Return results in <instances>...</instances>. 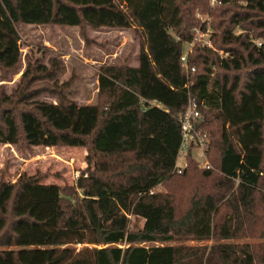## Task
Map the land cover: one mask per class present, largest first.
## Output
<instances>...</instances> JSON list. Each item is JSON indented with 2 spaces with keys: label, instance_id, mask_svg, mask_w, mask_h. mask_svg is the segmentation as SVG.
Listing matches in <instances>:
<instances>
[{
  "label": "trees",
  "instance_id": "trees-1",
  "mask_svg": "<svg viewBox=\"0 0 264 264\" xmlns=\"http://www.w3.org/2000/svg\"><path fill=\"white\" fill-rule=\"evenodd\" d=\"M21 25L134 27L143 47L133 66L100 67L96 104L56 86L55 102L28 92L34 72L54 78L56 60L27 64L24 91L0 103V144L87 149L73 187L41 174L0 180V264H264V0H0V68L9 73ZM196 30H210L211 47L192 46L187 78L180 56ZM188 95L211 168L188 154L177 174ZM195 177L178 214L171 183Z\"/></svg>",
  "mask_w": 264,
  "mask_h": 264
},
{
  "label": "rangeland",
  "instance_id": "rangeland-1",
  "mask_svg": "<svg viewBox=\"0 0 264 264\" xmlns=\"http://www.w3.org/2000/svg\"><path fill=\"white\" fill-rule=\"evenodd\" d=\"M209 20V17H207ZM20 62L14 73L0 68V103L15 100L22 89L21 77L27 64L42 65L50 68V60H56L57 68L52 79H45L34 72V78L25 86L28 92L37 93L36 97L48 102L57 101L54 87H61L64 95L78 105L99 102L97 77L102 66H133L135 57L143 47V35L138 28H101L65 27L56 25H21L18 29ZM185 46L182 47V51ZM28 94V93H27ZM86 148L74 147H20L0 144V180L15 183L22 175L44 176L43 183L61 187H73L79 172L87 168ZM182 156L175 164L182 166ZM185 182L171 183L170 190L175 194L177 213L188 208L191 188L197 177L180 179ZM203 182V181H202ZM206 183V182H205ZM187 185V187H186ZM163 191L162 186L157 187ZM178 216V215H177ZM143 220L130 218V228L141 229ZM214 240L166 242L164 246L179 244L187 246H209ZM236 243V241H227ZM243 242L251 243L250 240ZM154 244H142L150 247ZM86 245L76 246V249ZM92 247V246H88ZM123 247V246H121Z\"/></svg>",
  "mask_w": 264,
  "mask_h": 264
},
{
  "label": "built area",
  "instance_id": "built-area-1",
  "mask_svg": "<svg viewBox=\"0 0 264 264\" xmlns=\"http://www.w3.org/2000/svg\"><path fill=\"white\" fill-rule=\"evenodd\" d=\"M215 0H210V4H214ZM210 30L203 32L202 30L194 31L193 40L185 45V50L180 56V62L185 70L186 77L194 72L193 67H189L187 64V55L190 53L194 44H200L201 46L211 47L209 41ZM258 45H260L258 43ZM188 87V84H185ZM199 105L196 100L188 95L187 106L185 110L178 116V122L180 125V143L177 153L178 157L182 156V166L175 164L173 172L180 174L186 167V157L190 154L191 158L195 161L196 165L202 169H210L211 165L207 159V150L209 144L208 134L199 128ZM176 159V160H177Z\"/></svg>",
  "mask_w": 264,
  "mask_h": 264
}]
</instances>
